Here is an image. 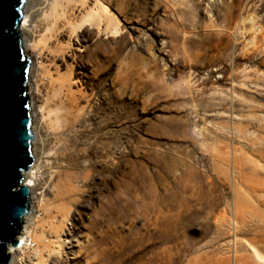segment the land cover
<instances>
[{
	"label": "rangeland",
	"instance_id": "374dc122",
	"mask_svg": "<svg viewBox=\"0 0 264 264\" xmlns=\"http://www.w3.org/2000/svg\"><path fill=\"white\" fill-rule=\"evenodd\" d=\"M84 4L70 21L94 23L56 63L81 73L86 120L61 157L30 96L45 159L34 158L41 176L21 233L27 225L44 248L11 264H264V0ZM97 50L110 71L95 86ZM26 53L29 85L42 60ZM100 84L112 100L107 149L88 135ZM57 168L75 174L69 196H57Z\"/></svg>",
	"mask_w": 264,
	"mask_h": 264
},
{
	"label": "bare ground",
	"instance_id": "6f19581e",
	"mask_svg": "<svg viewBox=\"0 0 264 264\" xmlns=\"http://www.w3.org/2000/svg\"><path fill=\"white\" fill-rule=\"evenodd\" d=\"M63 1L68 2V7H62V4L60 5ZM76 2L81 5H76ZM72 3H75V5L72 6ZM85 12L86 5L84 4V0H46L41 8H38L35 12L30 11L28 5L25 6L23 22L19 28L20 36L25 38L24 40L21 38L25 51L30 50L37 53L40 61L42 60L40 62V74L35 80V83L30 82L29 85L27 83V94H29V99L31 96L34 112L36 113V109L38 108L41 113V124L44 125L43 129L48 133L47 137L51 141V144L55 146L52 148L59 149L57 154L61 157H66L68 155V150L70 145H72L68 133L72 131L76 135H80L81 126L86 120L84 107L85 91L81 73L74 71V67L69 68L66 73H62L61 67L56 62L57 59H64L65 56L72 53L74 51V39L81 37V33H83V30L87 26L93 25L92 23H94V21L91 22L92 18L90 17L84 18L80 25L70 21V16L83 15ZM67 34L69 37V46L64 48L62 47L60 38ZM105 35L110 36L107 30H105ZM100 54L101 53L97 50L94 51L92 55L94 66H96L95 86L105 80V76L108 71H110L107 67L104 70ZM44 56L49 58L48 61L50 62V66L48 69L45 68L43 64ZM94 98L98 101V104L92 106L94 114L89 117L88 121L92 122L91 125L94 124V128L88 135L95 137V143H100L102 145V138L106 136L107 130L109 131V121L105 124H101V122L104 118L103 114L108 115L112 105L107 86L100 84L98 90L95 92ZM37 103L41 105H37ZM36 119L37 117H35L34 124L32 123L35 127H37ZM93 119H95L94 123ZM32 128L31 126V130ZM35 130H37V128ZM38 139L37 137L35 140L37 141ZM80 139L81 136L77 138L78 146H80ZM35 140L32 147L33 152L31 153L39 163L41 160L44 161L45 159V147L44 143L39 145L41 146L40 148L37 147L38 142H35ZM41 140L45 142L42 137ZM47 141L46 139V145ZM103 145L104 148L107 149L110 143L105 142ZM47 162L48 160H46V163ZM59 171L60 169L57 168L56 173L57 177H59L57 185L59 190L57 196L61 198L69 196L71 193L68 186L70 184L72 185L75 174L62 173ZM40 176L41 164H33V166L23 173V184L29 187L32 192ZM40 207H42V200L39 203V208ZM30 219L29 217L25 218L26 221ZM53 229L57 232L59 231V226L54 225ZM25 230L26 231L21 233L18 238V247L9 245L8 250L11 254L17 256L24 248L31 249V251L35 249L36 244L33 248H27L31 244H29V242H32V244L36 242L33 238L34 232H32V229H29L27 225L25 226ZM27 238L30 241L26 246ZM41 247L43 246L38 245L35 250L42 251L44 247L42 249ZM47 252L50 253L51 250L48 248Z\"/></svg>",
	"mask_w": 264,
	"mask_h": 264
},
{
	"label": "water",
	"instance_id": "95a60500",
	"mask_svg": "<svg viewBox=\"0 0 264 264\" xmlns=\"http://www.w3.org/2000/svg\"><path fill=\"white\" fill-rule=\"evenodd\" d=\"M26 0H0V264L13 257L29 214L31 190L23 173L34 164L31 104L27 83L31 61L19 32Z\"/></svg>",
	"mask_w": 264,
	"mask_h": 264
},
{
	"label": "built area",
	"instance_id": "2783aa9c",
	"mask_svg": "<svg viewBox=\"0 0 264 264\" xmlns=\"http://www.w3.org/2000/svg\"><path fill=\"white\" fill-rule=\"evenodd\" d=\"M31 242H29V244H30ZM30 245H32V247L31 248H33V247H35V243H33V244H30ZM13 261V260H12ZM12 262H10L9 264H11Z\"/></svg>",
	"mask_w": 264,
	"mask_h": 264
}]
</instances>
